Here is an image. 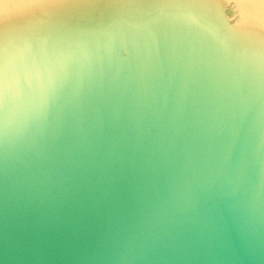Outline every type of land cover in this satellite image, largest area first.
Returning a JSON list of instances; mask_svg holds the SVG:
<instances>
[{
  "label": "water",
  "instance_id": "1",
  "mask_svg": "<svg viewBox=\"0 0 264 264\" xmlns=\"http://www.w3.org/2000/svg\"><path fill=\"white\" fill-rule=\"evenodd\" d=\"M151 3L87 22L0 3V264H264V0ZM40 52L109 73L54 153L20 75Z\"/></svg>",
  "mask_w": 264,
  "mask_h": 264
},
{
  "label": "snow or ice",
  "instance_id": "2",
  "mask_svg": "<svg viewBox=\"0 0 264 264\" xmlns=\"http://www.w3.org/2000/svg\"><path fill=\"white\" fill-rule=\"evenodd\" d=\"M17 5L33 14L46 10H64L68 19L74 21H92L105 19L118 9H146L152 7L151 0H16ZM10 30L6 22H0V34ZM127 55V52L124 53ZM105 54H98L95 67L88 70V79L85 82L79 69H73L63 59L55 54L40 52L28 59L20 75L28 84L29 90H34L30 101V112L36 130L35 142L50 152L58 151L62 132L71 126L74 109L82 102L85 89L103 87L104 80L109 73L104 64ZM7 78L8 69L5 66L3 73ZM73 75L80 76L77 86L65 94V86ZM64 101L61 104V97ZM87 177V176H86ZM85 178V177H83ZM207 201L192 198L185 205L184 211L196 214L206 210Z\"/></svg>",
  "mask_w": 264,
  "mask_h": 264
},
{
  "label": "clouds",
  "instance_id": "3",
  "mask_svg": "<svg viewBox=\"0 0 264 264\" xmlns=\"http://www.w3.org/2000/svg\"><path fill=\"white\" fill-rule=\"evenodd\" d=\"M2 2H3V0H0V3H2ZM3 7L5 10H7L10 7V5L7 3H3Z\"/></svg>",
  "mask_w": 264,
  "mask_h": 264
}]
</instances>
